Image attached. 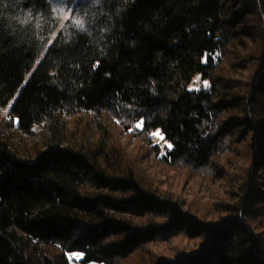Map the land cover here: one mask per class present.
Returning <instances> with one entry per match:
<instances>
[{
	"label": "trees",
	"instance_id": "1",
	"mask_svg": "<svg viewBox=\"0 0 264 264\" xmlns=\"http://www.w3.org/2000/svg\"><path fill=\"white\" fill-rule=\"evenodd\" d=\"M70 252L264 264V0H0V264Z\"/></svg>",
	"mask_w": 264,
	"mask_h": 264
},
{
	"label": "rangeland",
	"instance_id": "2",
	"mask_svg": "<svg viewBox=\"0 0 264 264\" xmlns=\"http://www.w3.org/2000/svg\"><path fill=\"white\" fill-rule=\"evenodd\" d=\"M198 83H200V80L197 77L196 84ZM120 139L125 140L126 145L131 150L132 154L135 157L142 159L144 163L150 166V164L153 161L150 159L143 145H141L138 142L135 143L133 141H129L127 138H120ZM153 139L155 140V142L161 145L165 143V141L163 140V137L157 131L153 133ZM67 256H68L69 264H104V263H99V262H84L83 261L84 255L81 252H70L67 254Z\"/></svg>",
	"mask_w": 264,
	"mask_h": 264
}]
</instances>
